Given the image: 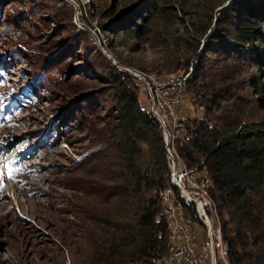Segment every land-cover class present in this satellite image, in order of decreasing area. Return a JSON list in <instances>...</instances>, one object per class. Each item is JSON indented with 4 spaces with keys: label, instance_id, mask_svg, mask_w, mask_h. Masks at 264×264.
<instances>
[{
    "label": "rangeland",
    "instance_id": "1",
    "mask_svg": "<svg viewBox=\"0 0 264 264\" xmlns=\"http://www.w3.org/2000/svg\"><path fill=\"white\" fill-rule=\"evenodd\" d=\"M151 1L0 0V85L12 93L7 101L6 95L0 97V132L22 119L14 124L12 141L0 137V264H91L114 233L113 224L131 217L134 202L122 192L129 189V177L109 138L116 123L110 73L154 75L156 67L177 65L186 55L181 40L190 26L228 5L218 7L222 0H160L169 16L149 18L138 37L115 39L106 28L116 20L122 24ZM232 68L239 76L244 66L236 63ZM187 99L173 110L176 126L166 129L173 137L179 119L199 116ZM139 102L147 106L143 97ZM51 123H58L54 147L62 154L58 175L64 194V211L52 214L48 204L23 199L7 182L13 152L37 136L34 129L42 134ZM30 209L49 226H37V217L27 215ZM22 224L32 237L22 234ZM192 235L196 251L206 245L201 226Z\"/></svg>",
    "mask_w": 264,
    "mask_h": 264
},
{
    "label": "trees",
    "instance_id": "2",
    "mask_svg": "<svg viewBox=\"0 0 264 264\" xmlns=\"http://www.w3.org/2000/svg\"><path fill=\"white\" fill-rule=\"evenodd\" d=\"M151 2L122 24L116 20L106 28L115 39L138 37L149 18L169 16L163 1ZM225 2L228 5L214 17L206 15L207 20L190 26L188 36L181 40L184 59L171 68L156 67L154 77L160 83L184 78V100L188 98L199 111V116L178 120L172 150L197 181L209 182L208 194L216 208L228 263L264 264V0H222L218 7ZM236 63L244 66L239 76L232 68ZM113 71L108 79L114 88L116 123L109 138L127 171L129 189L122 192L129 194L134 209L128 220L113 224L114 233L91 264H162L168 238L163 192L171 189L174 204L183 210L191 231L200 223L171 186L162 129L150 112L143 83L128 73ZM1 86L0 97L6 95L7 101L12 93ZM142 97L145 108L139 102ZM40 98L47 99L44 94ZM21 120L12 121L0 137L12 141L15 135L10 133ZM57 125L49 124L42 134L34 129L37 136L30 137L8 160L11 180L7 182L23 199L48 204L51 214L64 211V194L59 190L63 181L58 175L63 169L62 154L54 147ZM27 215L37 217V226H49L43 215H32L31 209ZM21 230L24 236H33L24 224Z\"/></svg>",
    "mask_w": 264,
    "mask_h": 264
},
{
    "label": "built area",
    "instance_id": "3",
    "mask_svg": "<svg viewBox=\"0 0 264 264\" xmlns=\"http://www.w3.org/2000/svg\"><path fill=\"white\" fill-rule=\"evenodd\" d=\"M127 73L143 83L147 91L150 112L164 133L171 186L177 190L181 199L192 207L207 239L206 245L200 246V250L196 251L188 220L184 217L183 210L174 204L171 189H166L162 194L161 203L166 213L168 238L167 254L162 264H230L227 258V246L221 237L216 208L209 198V182L197 181L186 165L177 159L172 150L174 137L166 131L167 127L176 126L173 110L175 105L184 100V78L160 83L156 81L154 75Z\"/></svg>",
    "mask_w": 264,
    "mask_h": 264
},
{
    "label": "water",
    "instance_id": "4",
    "mask_svg": "<svg viewBox=\"0 0 264 264\" xmlns=\"http://www.w3.org/2000/svg\"><path fill=\"white\" fill-rule=\"evenodd\" d=\"M124 72H126V73H127V70H124Z\"/></svg>",
    "mask_w": 264,
    "mask_h": 264
}]
</instances>
